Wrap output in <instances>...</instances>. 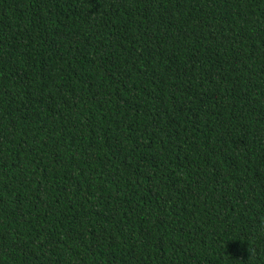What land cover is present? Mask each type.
Listing matches in <instances>:
<instances>
[{"label": "trees", "instance_id": "16d2710c", "mask_svg": "<svg viewBox=\"0 0 264 264\" xmlns=\"http://www.w3.org/2000/svg\"><path fill=\"white\" fill-rule=\"evenodd\" d=\"M0 264H264V0H0Z\"/></svg>", "mask_w": 264, "mask_h": 264}]
</instances>
